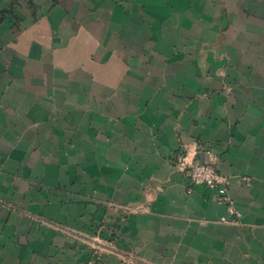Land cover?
Masks as SVG:
<instances>
[{"label": "crops", "instance_id": "1", "mask_svg": "<svg viewBox=\"0 0 264 264\" xmlns=\"http://www.w3.org/2000/svg\"><path fill=\"white\" fill-rule=\"evenodd\" d=\"M93 252L264 264V0H0V264Z\"/></svg>", "mask_w": 264, "mask_h": 264}, {"label": "built area", "instance_id": "2", "mask_svg": "<svg viewBox=\"0 0 264 264\" xmlns=\"http://www.w3.org/2000/svg\"><path fill=\"white\" fill-rule=\"evenodd\" d=\"M177 166L184 173L186 191L190 192L193 185H205L215 190L213 199L226 207L227 214L221 216L222 222H236L240 216L234 199L229 191L230 177L219 171L211 161H187L180 156ZM246 178V177H244ZM247 179V178H246ZM84 264H104L98 255L93 252Z\"/></svg>", "mask_w": 264, "mask_h": 264}]
</instances>
